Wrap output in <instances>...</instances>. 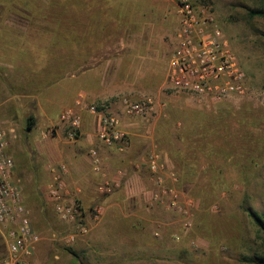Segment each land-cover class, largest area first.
Segmentation results:
<instances>
[{
	"label": "rangeland",
	"instance_id": "obj_1",
	"mask_svg": "<svg viewBox=\"0 0 264 264\" xmlns=\"http://www.w3.org/2000/svg\"><path fill=\"white\" fill-rule=\"evenodd\" d=\"M126 1L121 0L120 4ZM192 1L197 7L207 9L230 38L249 76V94L216 103L175 95L167 89V61L179 21L174 0H128V8L125 5L122 8L124 15H116L119 28L115 36L87 65L76 68L63 79L74 85L83 82L94 86V78L72 77L101 67V71L105 70L104 83L107 82L103 87L113 89L114 93L94 103H104L109 111L116 113H120L118 99L122 95L134 99L153 97L152 113L121 114L126 128L143 123L153 134L154 144L147 150L144 167L151 152L160 155L164 165L160 174L165 179L167 193L158 198L152 209L157 211L150 221L115 217L111 226L93 227L100 220L93 219V205L85 206L77 195L69 192L64 200L79 202L89 232L74 242L68 241L77 225L59 218L48 185L54 177L52 168L65 164L64 179L71 174V167L73 171L78 168L70 155L83 147L84 135L81 128L74 137L69 135L72 127L60 120L64 104L59 105L60 99L53 88L48 87L39 95H27L15 94L17 91L9 87V82L24 86L25 75L31 70L53 71L64 60L62 57L67 58L69 44L57 42L56 38L65 30L62 27L67 26L66 11L61 4L44 6L43 28L38 30L43 34L40 37L31 31L26 35L25 58L17 57L13 65L2 62L7 68L0 72V126L8 133L9 151L16 163L15 180L22 188L25 203L28 198L33 225L42 236L36 255L42 263L258 264L259 258L264 257V232L248 211L264 215V16L250 15L251 9L261 5V0ZM58 14L63 15V21L57 28L53 20ZM77 20L69 25L71 36L80 24L84 28L82 20ZM52 38L56 41L52 42ZM150 45L159 50V56L146 65L144 60L134 57L137 53L130 47L141 50L151 48ZM118 53L123 56V65L97 66ZM31 114L36 124L27 131L25 119ZM95 146L100 149L97 143L87 146L84 162L78 161L88 172H95L88 153ZM174 159L180 161L179 166ZM121 167L120 163L111 166L110 174L106 164L103 171L112 178ZM126 167L123 169L127 176H132ZM145 173L146 185L154 187L155 194L160 192L150 169ZM94 182L98 186L102 181ZM120 188L115 186L112 193ZM107 195L110 194L104 196ZM152 210L148 212L151 214ZM6 251L0 232V257Z\"/></svg>",
	"mask_w": 264,
	"mask_h": 264
},
{
	"label": "built area",
	"instance_id": "obj_2",
	"mask_svg": "<svg viewBox=\"0 0 264 264\" xmlns=\"http://www.w3.org/2000/svg\"><path fill=\"white\" fill-rule=\"evenodd\" d=\"M174 1L179 21L174 31V47L167 61V89L175 95L216 103L249 94L247 71L230 38L214 16L207 9L197 7L192 0ZM118 103L120 113L109 111L104 103H87L85 95L79 94L74 105L61 113L60 120L72 127L70 136L74 137L82 124L80 108L87 107L98 117V139L105 146L122 153L128 146L129 133L123 126L121 114L146 116L155 110V101L151 96L134 99L122 95ZM9 145L8 133L0 126V232L7 249L5 256L0 257V264H44L36 258L42 236L33 225L32 211L15 180L16 163ZM89 157L93 169L103 176L98 185L99 193L111 194L116 184L103 171L99 148L91 147ZM148 164L158 190H161L155 194L157 201L167 193L165 179L160 174L164 165L156 152L148 154ZM52 171L54 177L48 191L59 218L65 223L77 225L68 237L69 242H74L89 232V226L80 222L83 209L79 202L64 200L69 194L63 177L67 172L66 165L60 164ZM99 218L100 210L97 208L93 219Z\"/></svg>",
	"mask_w": 264,
	"mask_h": 264
},
{
	"label": "crops",
	"instance_id": "obj_3",
	"mask_svg": "<svg viewBox=\"0 0 264 264\" xmlns=\"http://www.w3.org/2000/svg\"><path fill=\"white\" fill-rule=\"evenodd\" d=\"M121 1V0H119ZM128 1V0H127ZM126 1L125 4H129ZM2 17V16H1ZM6 16H3V19ZM2 20V19H1ZM0 23L5 25L7 29H13L14 31L17 30V32H21L22 28L20 24L14 25L13 21L10 19L6 21H1ZM148 30V29H147ZM133 34V33H132ZM124 39V38H123ZM124 42V40H123ZM121 44V43H119ZM132 43H130L128 46H131ZM134 46V45H133ZM130 47V49L137 53L136 56H134L136 59L144 60L146 65H151L152 62L156 59L158 55L157 51L153 49L152 45L151 48L146 47L145 49H139L135 47ZM21 47V45H18V48ZM119 48V47H118ZM124 49H127L125 47ZM153 50V51H152ZM153 52V53H152ZM144 53V56H143ZM95 56V55H93ZM95 58V57H91ZM97 64V63H96ZM95 64V65H96ZM110 66V65H123V56H121V53L115 54L114 57H108L103 59V61L97 66ZM102 68H91L86 71H84L82 74L78 76H73L72 78H94L96 81V84L94 86H86L82 83H77L76 85L65 82L63 79L59 82L51 85L49 88H53V90H56V95L60 99L59 105H63L61 108L66 109L68 107H71L74 105L77 97L79 94H84L85 99L87 103H92L95 100H100L101 98H107L111 94L114 93V90L111 88H104L103 86L107 83H104L105 76V70L101 71ZM143 78V77H142ZM138 79V78H137ZM55 95V96H56ZM54 96L53 92L51 93V98ZM66 106V107H65ZM65 107V108H64ZM63 110L60 112H63ZM80 113L82 116V124H81V133L83 136L82 148L79 149V151H72L70 158L71 161L77 162L78 168H76L75 171H73L71 167V174L65 176V184L66 189L71 194L77 195L78 200L85 205H89L91 207L93 205L94 209L99 208L100 210V220L93 223V227H97L99 225H113L116 218H143V220H152V217L155 215V212L157 210L155 209L154 205L157 203L155 200L154 187L147 186L148 183V175H146L147 168H149L148 164V157H147V168L144 167V157L147 153V150L152 146V133H150V128H145V124L135 123L134 125H130L128 128H126V125L123 126L129 133V143L126 148V150L122 153L115 152L114 148H104L105 146L96 135L97 127H98V117L91 113L87 107H81ZM69 125V124H68ZM60 128H63L62 125H59ZM70 135V132H69ZM98 144L100 147V154L102 157L103 165L107 166L109 165V173L112 174L110 171V167L120 163V165H123L121 169H118L116 173L112 176L111 179L115 181L116 186L120 185V189L112 193L110 195L104 196L101 195L98 191V186H95L94 180H100V182L103 180V176L101 173L91 172V170L88 172L86 168L83 169V164H80V161L84 162V158L86 156L84 155L85 148L91 144ZM108 149V150H107ZM89 153V152H88ZM90 159V158H89ZM79 161V162H78ZM128 163L130 166H127ZM82 165V167H81ZM135 166V167H134ZM129 168L130 174L132 176H127L126 171H124L123 168ZM106 170H108L106 168ZM105 173V172H104ZM107 174V173H106ZM70 182L72 184H70ZM147 182V183H146ZM136 185V186H131ZM131 186V187H130ZM118 188V187H117ZM120 193V194H119ZM95 205V206H94ZM91 207V209H93ZM150 214L148 211H151ZM143 211H145L144 214ZM155 211V212H154ZM92 213L89 214V219L91 220ZM152 215V216H151ZM151 216V217H150ZM155 220V219H154ZM115 224L114 226H116Z\"/></svg>",
	"mask_w": 264,
	"mask_h": 264
},
{
	"label": "trees",
	"instance_id": "obj_4",
	"mask_svg": "<svg viewBox=\"0 0 264 264\" xmlns=\"http://www.w3.org/2000/svg\"><path fill=\"white\" fill-rule=\"evenodd\" d=\"M46 4L51 5V7H57V5L61 4V7L66 11L67 19L64 24L67 26L62 27V30H65L63 31L64 33L61 32V36L55 37L59 39L57 42L69 44L66 52L68 55L67 60L62 57L66 61H59L57 69H54L55 71L31 70L29 75H25L24 83H27L24 86L17 87L9 82V87L17 91L15 94L39 95L46 88L59 82L76 68L87 65L88 60L115 36V31L119 28L116 15L120 17L124 15L123 5L128 8L127 4L121 5L119 0H0V20L2 19L1 21H3V16H6L4 18L13 21L14 25L20 24L23 27L21 32H17L16 30L13 33V29H7L5 25L3 26L0 23V72L5 71L7 68L2 62L13 65L17 57H26L25 50L27 49V44L24 39L28 33L31 31L37 32L41 37L43 33L41 31L38 32V30L43 28L42 21L45 18L43 12ZM79 13L81 15H78ZM76 14L78 17H74ZM250 15L252 17L257 15L264 16V0H261L259 7L250 10ZM62 16L59 14L55 15L56 20H53V23L57 28L62 24ZM75 18L78 19L77 22L82 20L84 28L80 24L78 29L73 33V36H71L69 25L71 23L73 25ZM68 19L70 20L69 22ZM45 27L46 29H51L48 25H45ZM76 32L77 35H75ZM54 38H52V42L56 41V39L54 41ZM18 45H21V47L18 48ZM16 54L17 56H15ZM39 57L41 58L42 56L39 55ZM30 74H32L31 77ZM35 124L36 118L34 115L31 114L26 117L25 129L27 131L32 130ZM174 162L179 166L180 161L174 159ZM189 175L191 176V174ZM27 201L28 198L26 199V204H28ZM248 211L255 223L264 232V215H260L251 209ZM80 222L84 223V220L81 218ZM258 264H264V257L259 258Z\"/></svg>",
	"mask_w": 264,
	"mask_h": 264
}]
</instances>
